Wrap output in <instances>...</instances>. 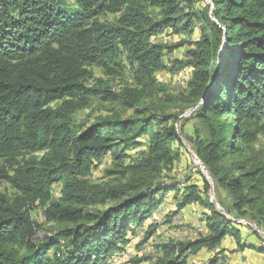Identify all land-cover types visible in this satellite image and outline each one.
Instances as JSON below:
<instances>
[{
	"label": "trees",
	"instance_id": "16d2710c",
	"mask_svg": "<svg viewBox=\"0 0 264 264\" xmlns=\"http://www.w3.org/2000/svg\"><path fill=\"white\" fill-rule=\"evenodd\" d=\"M209 2L213 21L192 0H0V180L13 189L0 192V264H105L169 192L184 193L181 208L206 207L207 232L163 244L149 264H193L188 256L218 249L228 234L237 248L264 253L240 240L198 185L158 182L180 154L168 105L199 103L208 137L195 143L198 158L231 209L264 228V157L249 153L264 131V0ZM108 13L117 16L103 19ZM164 33L190 39V75L183 91L157 97L156 74L179 69L164 60L176 46L158 41ZM90 66L109 77L128 72L132 82L90 84ZM92 99L107 113L76 126L74 114ZM107 155L118 180L92 182Z\"/></svg>",
	"mask_w": 264,
	"mask_h": 264
},
{
	"label": "rangeland",
	"instance_id": "374dc122",
	"mask_svg": "<svg viewBox=\"0 0 264 264\" xmlns=\"http://www.w3.org/2000/svg\"><path fill=\"white\" fill-rule=\"evenodd\" d=\"M194 10L198 11L203 17L207 16L211 21L214 17L211 14V7H207L209 0H192ZM117 13H108L103 19L112 20ZM158 41L164 44H176L173 50L164 55L167 64L172 62L179 68L177 71L162 70L156 74L157 79L162 86L154 85V91L159 89L157 97H166L170 94H176L183 91L187 78L190 75V69L187 66V52L192 48L189 41H185L181 37L164 33L160 35ZM180 61V62H179ZM174 66V68H177ZM92 76L89 83L92 84L97 79L106 80L114 89H120L125 83H131V77L128 72L122 73L120 76L109 77L104 74L103 70L97 66H90ZM163 89V91H162ZM165 93H162L164 92ZM199 103L197 105H185L181 102H174L168 105L167 112H171L174 116H178L176 130L179 138L180 154L174 165L168 170H163L162 175L158 178V182L166 184L176 183L179 188H185L187 184L198 185L200 195L207 196V200L213 207L224 214L227 218L234 221L241 232L240 240L244 244H260L264 245V228L259 226L249 216H239L231 209V199L228 193L218 186L210 175L206 166L198 158L195 152V143L201 139L208 137L205 122L198 114ZM105 104L97 99H92L90 104L77 111L74 116L76 126L91 123L96 116L107 113ZM119 110L122 116L126 117L132 113V110ZM228 122L232 121L230 115L225 117ZM249 153L264 157V131L257 133L252 140ZM135 149L132 152H136ZM113 168L111 155H107L101 163L93 170L90 180L96 183H114L118 180L117 174L108 173L107 169ZM203 183L208 185L206 191H203ZM59 182L52 186L53 196H57ZM0 192L13 194V189L5 181L0 180ZM184 193L175 194L169 192L163 199L160 207L152 213V217L142 225L134 226L128 232L129 242L125 245L124 250L115 252L105 264H149L161 255V247L163 244L180 242L189 238H195L206 234V228L202 220L203 211L206 207L199 203H189L185 207H180L183 201ZM99 206L98 208L105 207ZM36 217L41 220L40 210L37 209ZM150 222H154V233L149 228ZM153 224V223H152ZM201 230H197V227ZM132 230L133 233H132ZM49 230H46L48 232ZM243 235V237H242ZM229 234L221 241L220 247L213 251L203 248L196 254L188 256V260L193 264H210L211 260L217 258L215 264H264V256L256 257L257 251L250 249L235 248L236 243ZM248 247V246H247ZM225 251L218 252L219 249ZM249 248V247H248ZM218 250V251H217ZM227 251V252H226ZM237 251V252H236ZM262 254V253H259ZM264 255V254H262ZM258 260V261H257Z\"/></svg>",
	"mask_w": 264,
	"mask_h": 264
},
{
	"label": "crops",
	"instance_id": "0c3cea01",
	"mask_svg": "<svg viewBox=\"0 0 264 264\" xmlns=\"http://www.w3.org/2000/svg\"><path fill=\"white\" fill-rule=\"evenodd\" d=\"M242 237H243V235H242ZM232 238V237H231ZM236 243V242H235ZM235 248H237V246H235ZM245 249H247V250H249L250 251V249H253V248H248V247H246ZM244 249V250H245ZM253 250H255V251H257L256 249H253ZM225 251V250H224ZM227 252V251H226ZM237 252V251H236ZM259 253H261V252H259V251H257V254H256V257H257V255L258 256H264V255H262V254H264V253H262V254H259ZM257 259H258V257H257ZM258 261V260H257ZM254 264H255V262H254Z\"/></svg>",
	"mask_w": 264,
	"mask_h": 264
},
{
	"label": "built area",
	"instance_id": "2783aa9c",
	"mask_svg": "<svg viewBox=\"0 0 264 264\" xmlns=\"http://www.w3.org/2000/svg\"><path fill=\"white\" fill-rule=\"evenodd\" d=\"M197 230H201V228L198 226V227H197Z\"/></svg>",
	"mask_w": 264,
	"mask_h": 264
},
{
	"label": "water",
	"instance_id": "95a60500",
	"mask_svg": "<svg viewBox=\"0 0 264 264\" xmlns=\"http://www.w3.org/2000/svg\"><path fill=\"white\" fill-rule=\"evenodd\" d=\"M204 95H205V93H204ZM204 95H203V97H204ZM203 97H202V98H203Z\"/></svg>",
	"mask_w": 264,
	"mask_h": 264
}]
</instances>
